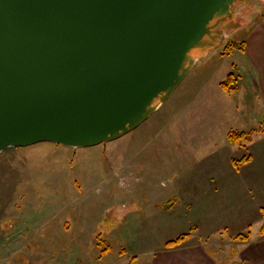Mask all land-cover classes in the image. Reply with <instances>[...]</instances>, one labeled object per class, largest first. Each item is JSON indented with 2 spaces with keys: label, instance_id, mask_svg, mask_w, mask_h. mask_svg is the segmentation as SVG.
<instances>
[{
  "label": "rangeland",
  "instance_id": "1",
  "mask_svg": "<svg viewBox=\"0 0 264 264\" xmlns=\"http://www.w3.org/2000/svg\"><path fill=\"white\" fill-rule=\"evenodd\" d=\"M231 11L220 46L195 62L139 130L94 147L0 152V264H152L181 236L183 245L200 239L209 247L210 235L233 233L229 205L237 201L264 209V194L253 189L262 179L250 181L264 167L257 157L264 106L239 51L242 28L264 20V0H243ZM231 72L236 89L224 91ZM212 204L225 233L199 224ZM258 218L248 215L250 228L236 234L254 232Z\"/></svg>",
  "mask_w": 264,
  "mask_h": 264
},
{
  "label": "water",
  "instance_id": "2",
  "mask_svg": "<svg viewBox=\"0 0 264 264\" xmlns=\"http://www.w3.org/2000/svg\"><path fill=\"white\" fill-rule=\"evenodd\" d=\"M243 0H0V152L87 148L145 122Z\"/></svg>",
  "mask_w": 264,
  "mask_h": 264
},
{
  "label": "crops",
  "instance_id": "3",
  "mask_svg": "<svg viewBox=\"0 0 264 264\" xmlns=\"http://www.w3.org/2000/svg\"><path fill=\"white\" fill-rule=\"evenodd\" d=\"M242 29L241 33L244 40L242 55L245 57L247 65L252 68L254 72L252 78L257 81L259 92L258 97L261 99L264 106V20L259 18L256 21H250L246 28L243 27ZM142 125L143 123L137 128V130H139ZM134 131L131 133H134ZM139 135L140 133L138 132L134 138L137 140L136 142H138V140L139 142H142L143 140L142 136ZM132 140L133 138H131L130 141ZM39 144L56 145L49 142H42L31 146L36 147ZM257 157H260V159L264 161V151L257 152ZM253 160L252 156V162ZM133 168L139 169L136 165H133ZM256 176L262 179L263 185H255L253 189L257 195L258 193L262 195L264 194V167H259L257 172L250 176V181ZM246 202L247 201H237L235 205H229L231 211V219L229 221H232V225H236V229L233 233L224 237H221L219 234L210 235L207 239L209 247L206 243H204L205 245H202L200 239L198 242L187 245H183L185 243L184 241L178 245L182 246H177L176 248L165 247L166 249L161 251L160 256H158L157 259L154 258L152 264H264V233L262 234L260 232L264 218L259 214L260 208L262 210L263 207L259 206L258 208H252V206ZM212 205V208H209V210L207 209L208 212H202L199 214L197 217L200 219L199 224L202 228L207 229L206 232L211 231V233H214L213 231L222 230L221 232L225 233L226 229L216 228V226L223 225V223L220 224L221 218L216 217L218 208L214 206L215 204ZM253 212L259 217L257 219V221L259 220L258 228L254 232L248 231V238L245 241L236 239V236L239 235L236 233L246 230L248 226V228H250L251 225L248 224L246 219H248V215ZM206 216L208 217L205 218ZM244 221H246L245 224H243ZM145 223L147 225V222ZM243 226L247 227L243 228ZM145 230L148 231L147 227H145ZM220 241L224 242L221 243ZM210 246L214 249L212 250ZM222 248H225L224 251Z\"/></svg>",
  "mask_w": 264,
  "mask_h": 264
},
{
  "label": "trees",
  "instance_id": "4",
  "mask_svg": "<svg viewBox=\"0 0 264 264\" xmlns=\"http://www.w3.org/2000/svg\"><path fill=\"white\" fill-rule=\"evenodd\" d=\"M229 45H231V44H229ZM232 46H235V48H236V45H232ZM226 47H228V45ZM229 48H227V49H229ZM239 51L243 52V47L240 46ZM228 52H231V51H228ZM236 84H237V77L233 74V72H231L227 75L226 80H223L220 83V86L224 91L231 92V91H234L236 89ZM227 140H228V142H232V143H235V141H236L235 139H233V137L231 138V134H229ZM245 160L246 159H244L243 161H245ZM247 160H249V158H247ZM262 216L264 218V209H262ZM260 232L262 234L264 233V221H263ZM247 238H248L247 234H239L236 236V239L241 240V241H245ZM184 239H185V237L181 236L178 239H176L175 241H170V242L166 243V246L167 247L175 246V245L181 243Z\"/></svg>",
  "mask_w": 264,
  "mask_h": 264
},
{
  "label": "bare ground",
  "instance_id": "5",
  "mask_svg": "<svg viewBox=\"0 0 264 264\" xmlns=\"http://www.w3.org/2000/svg\"><path fill=\"white\" fill-rule=\"evenodd\" d=\"M120 139V138H119Z\"/></svg>",
  "mask_w": 264,
  "mask_h": 264
}]
</instances>
